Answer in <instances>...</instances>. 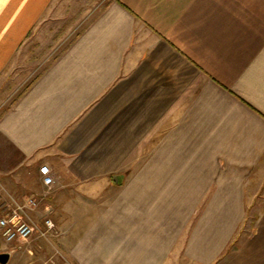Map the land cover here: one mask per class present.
I'll use <instances>...</instances> for the list:
<instances>
[{
    "label": "crops",
    "instance_id": "obj_1",
    "mask_svg": "<svg viewBox=\"0 0 264 264\" xmlns=\"http://www.w3.org/2000/svg\"><path fill=\"white\" fill-rule=\"evenodd\" d=\"M13 201L37 230L0 264H264V0H0Z\"/></svg>",
    "mask_w": 264,
    "mask_h": 264
},
{
    "label": "built area",
    "instance_id": "obj_2",
    "mask_svg": "<svg viewBox=\"0 0 264 264\" xmlns=\"http://www.w3.org/2000/svg\"><path fill=\"white\" fill-rule=\"evenodd\" d=\"M40 171L43 177V183L46 186H51L54 183L51 169L48 165H42ZM29 206L35 207L38 205V201L34 198H30L28 201ZM27 203H21L13 201L8 204V211L0 217V230L3 238L8 241H26L32 237L36 232L37 226L30 219L25 218V208L28 206ZM55 223L51 218L45 219V229L40 230L43 236H46L49 230L55 229ZM41 264H50L48 261L42 262Z\"/></svg>",
    "mask_w": 264,
    "mask_h": 264
},
{
    "label": "rangeland",
    "instance_id": "obj_3",
    "mask_svg": "<svg viewBox=\"0 0 264 264\" xmlns=\"http://www.w3.org/2000/svg\"><path fill=\"white\" fill-rule=\"evenodd\" d=\"M56 20V23H51L48 26H50L51 28L46 32L45 36L41 37V40L44 41L46 43V49L44 51H36L37 54L35 55V57H46L48 58H53L55 56H57L68 44V42L71 40V34H66L65 31H67L71 24L73 19L72 18H59V19H54ZM61 25L65 26V28L61 31V34H55L57 32V30L59 29V26L61 27ZM65 34H62L64 33ZM63 39V40H61ZM56 42L61 43L60 46L57 49L51 48L52 46H54L56 44ZM257 213V211H255ZM255 213V214H256ZM45 228H42V230H44ZM55 229H53L52 231L49 230L45 236V238L47 240H49V238L51 239L53 237V235L55 234ZM1 244H8L7 242L4 241V238L1 234V230H0V253L5 252L7 250L6 246H2ZM48 252V249L46 250ZM46 258L45 261H48L50 264H62L61 263V259L58 258L57 256L54 255V253H46ZM43 261V262H45ZM42 263V262H41ZM40 263V264H41Z\"/></svg>",
    "mask_w": 264,
    "mask_h": 264
},
{
    "label": "water",
    "instance_id": "obj_4",
    "mask_svg": "<svg viewBox=\"0 0 264 264\" xmlns=\"http://www.w3.org/2000/svg\"><path fill=\"white\" fill-rule=\"evenodd\" d=\"M8 259H9V253L8 252L0 253V262L1 263H7Z\"/></svg>",
    "mask_w": 264,
    "mask_h": 264
}]
</instances>
